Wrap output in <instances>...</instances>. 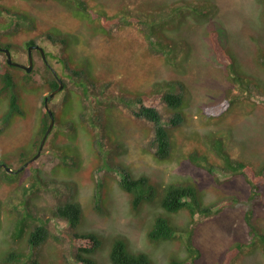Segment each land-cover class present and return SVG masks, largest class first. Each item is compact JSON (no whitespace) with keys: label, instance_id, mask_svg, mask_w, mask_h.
Segmentation results:
<instances>
[{"label":"rangeland","instance_id":"374dc122","mask_svg":"<svg viewBox=\"0 0 264 264\" xmlns=\"http://www.w3.org/2000/svg\"><path fill=\"white\" fill-rule=\"evenodd\" d=\"M212 33L228 64L218 60ZM31 38L50 52L47 61L64 85L49 98L54 122L39 156L11 178L0 176V264H12L4 260L10 252L26 254L17 264H79L69 253L74 243L67 233L92 230L101 243L91 255L100 264H113L109 249L117 238L129 251L145 249L158 264H169L171 253H188L190 236L196 246L184 264H222L240 241L229 264H264L246 222L253 207L264 228V207L257 205L258 196L249 200L250 186L229 164L241 161L264 175V66L259 62L264 0H0V46L8 44L13 60L27 64ZM32 59L34 84L24 81L28 72L17 66L13 85L2 89L0 82V163L12 169L37 152L43 99L51 91L35 50ZM1 63L6 56L0 51ZM239 79L258 89L247 90ZM156 81L168 84L149 89ZM140 90L149 95L144 104L155 106L164 120L170 114L159 94H182L184 121L168 127L171 150L164 160L149 144L152 123L134 114L138 104L130 99ZM12 94L17 109L8 115ZM223 102L228 106L222 115L204 112L211 105L222 108ZM193 148L204 153L189 155ZM126 172L147 176L154 186L152 198L136 208L133 195L118 185ZM66 177L75 179L72 199L82 211L73 229L51 214L49 195ZM185 182L203 204L212 205L211 212L196 214L190 234L179 230L170 239L150 242L157 216L187 227L185 212L160 207L166 186ZM25 212L40 216L36 222L46 220L58 239L48 237L37 246L11 239L12 225Z\"/></svg>","mask_w":264,"mask_h":264},{"label":"trees","instance_id":"16d2710c","mask_svg":"<svg viewBox=\"0 0 264 264\" xmlns=\"http://www.w3.org/2000/svg\"><path fill=\"white\" fill-rule=\"evenodd\" d=\"M21 17L24 20L27 19L26 15H21ZM211 38L212 43L214 44L213 46L215 48L218 60L228 64L229 57L225 53L224 47L220 44L216 34L212 33ZM33 43H35V41L31 38L26 41V46ZM158 45L162 46L160 42H158ZM6 46L8 47L9 45L7 44ZM35 52L44 61L42 69L43 72L41 73L42 77L44 78V85L47 89L56 88L58 84L57 79L54 77L52 71L45 63V60L42 58L40 51L35 50ZM44 53L47 59V55L50 52L44 49ZM259 62L264 66V56L259 57ZM12 67L14 66L8 65L7 63L0 64V82L2 83V89L6 88V86L14 84L15 74ZM72 72L76 74L81 73L82 71H79V69H73ZM32 73L33 70L28 73L25 72L24 74V81L29 85L35 83L32 77ZM231 76L233 78L236 77L233 74ZM233 81L236 82L237 79L235 78ZM163 84H168V82L156 81L154 82V84H151L149 89L152 88L154 85ZM239 84L241 86L246 87L247 90L249 89L250 85L257 88L256 84L244 83L240 79ZM143 92V90L137 91V93L139 94ZM147 97H149V95L147 93H144L130 100L132 101V103L134 102L138 104V109L134 111L135 116L143 117L152 123V138L149 144L154 148L153 154L155 155V157L157 159L164 160L170 155L171 150V141L168 127L177 126L184 121V112L181 108L182 94L180 92L170 91H164L159 94L158 97L165 103L168 113L170 114L166 118V120L162 118V114L155 106L150 104H144V100L148 99ZM126 103L129 102L126 101ZM216 106L217 105L207 106L204 108V112H210V114L212 115H222V113L227 108L228 103L223 102L221 104L222 108L220 109H218V107ZM13 109H17L15 94H12L11 109L8 112V115ZM49 121L50 117L47 111L44 109V113L42 114L40 120L39 137L37 138L36 143L37 147L39 145L43 133L48 127ZM202 153H204V151L193 148L189 155L193 154L199 156ZM222 154L223 152L220 151L219 156L222 157L221 160L223 164L226 163L228 159L225 158V156H227L226 154L225 156H221ZM229 164H231L233 170H238L241 172V174L244 176V182L248 183V185L250 186L249 188L251 197L249 198V200L255 199V197L258 196V199L256 200L257 205L260 207H264V190L261 191L263 189L262 184L264 183V175H260L259 173L255 172L250 166L241 161H229ZM208 166H210V168H213L215 164L209 163ZM262 170H264V167L262 168ZM14 173L15 172L7 171L4 167H0V176L2 174H5V176L11 178L10 175ZM73 178L66 177V179L62 182H56V191H53V193L49 195L51 199L54 198V200H51L52 216H54L55 218L57 217L66 220L68 224L72 227V229L79 223L82 212L79 201H77L76 199H72V181L75 180ZM31 185V187H33L34 190L38 192V188L37 185H35V182H32ZM118 185L122 190L133 195L131 204L134 208H136L143 199H151L154 195V186L150 183L149 178L144 175H141L139 177H131L126 172L124 173L123 177L119 179ZM211 206L212 205H205L202 201L199 200L196 193V189L191 183L185 182L180 184L173 183L167 185L165 188V192L160 200V207L164 210L171 212H185L189 218V221L186 225L187 227H181L180 225L176 227L172 222L171 218L157 216L155 218V222L152 228L148 232V239L150 240V242L170 239L176 236V232H178L179 230L189 233V231L192 229V227L189 225H191V223L194 221V217L196 216V214L210 213L212 210ZM255 213L256 212L253 207L248 209L246 212V222L248 223L249 230L255 239L254 243L260 245L259 247L262 248V253H264V228L260 224V220H257L254 216ZM40 218V216H32V214L28 212H25V214L18 217V219H16V221L12 225L13 227L10 231L11 239L25 238V241L28 245L32 244L34 246L40 245L48 237L58 239L56 235H51L49 230L44 225V222L46 221L45 219L43 223L34 221ZM95 232L96 231L92 230L85 232L73 231V233H67L68 236H70L71 241L74 243V246L69 253H73L77 263L100 264L99 260L95 256L91 255L94 251L97 250L101 243L100 238ZM191 237L193 236L187 238L188 240L185 244V248L187 249L186 251L188 253H185L184 255H180L178 253H171L170 259H168L169 264H184V262L188 258L194 255L193 251L195 250L196 245ZM242 244L243 243L240 241L235 244V246L237 245V247L234 246L229 250V252L227 251L225 253L226 257L224 258L222 264H229L231 256L233 255V253L239 251L238 247H241ZM37 254L39 253L37 252ZM23 255L26 254L10 252L6 254L4 260L12 264H17L21 256ZM200 255L201 253L198 254V258L200 257ZM109 258L113 264H158L157 260L153 257V255L150 254L149 251L147 252L145 249L139 250L137 252L129 251L125 245V242L121 238H117L113 242L112 246L109 249ZM153 260H155V262H153Z\"/></svg>","mask_w":264,"mask_h":264},{"label":"water","instance_id":"95a60500","mask_svg":"<svg viewBox=\"0 0 264 264\" xmlns=\"http://www.w3.org/2000/svg\"><path fill=\"white\" fill-rule=\"evenodd\" d=\"M32 49H36V50L40 51L42 58L45 60V63L51 69L53 75L57 78L58 86L55 89H53L48 95H46L44 97V107H45V109H46V111L50 117V121H49L48 127L46 128L45 132L43 133V135L41 137L37 152L30 159H28L23 165H21L20 167H18V169H15V170L11 169L9 166H7L4 163L0 164V167H4L7 171H11V172H17L18 170H21L24 166H26L27 164H29L31 161H33L34 159H36L39 156V154L42 150V147L44 145V142L46 140V137L48 136V134H49V132L53 126V122H54L52 110L48 106V99H49V97H52L57 90H59L60 88L63 87V83H62L60 77L57 75V72L55 71V69L48 63V61L45 57L44 49L40 45L34 44V43L28 45V48H27L28 63L27 64L13 60L10 49L7 46H0V51H2L5 54L6 63L8 65L21 67V68L25 69L27 72H30L32 69V66H33Z\"/></svg>","mask_w":264,"mask_h":264},{"label":"clouds","instance_id":"9594fccd","mask_svg":"<svg viewBox=\"0 0 264 264\" xmlns=\"http://www.w3.org/2000/svg\"><path fill=\"white\" fill-rule=\"evenodd\" d=\"M34 44H36V43H34ZM32 51H33V50H32ZM27 60H28V59H27ZM27 63H28V62H27ZM24 64H25V63H24ZM47 66H48V65H47ZM50 70H51V69H50ZM55 71H56V70H55ZM57 75H58V73H57ZM58 76H59V75H58ZM54 77H55V76H54ZM55 78H56V77H55ZM56 79H57V78H56ZM60 79H61V78H60ZM61 81H62V83H63V85H64V81H63L62 79H61ZM57 82H58V81H57ZM57 86H58V84H57ZM54 89H55V88H54ZM52 90H53V89H51V91H52ZM51 91H50V92H51ZM57 91H59V90H57ZM57 91H56V92H57ZM50 92H49V93H50ZM56 92H55V93H56ZM49 93H48V94H49ZM48 94H46V95H48ZM46 95H45V96H46ZM52 97H53V96H52ZM52 97H49V98H52ZM48 101H49V99H48ZM43 105H44V99H43ZM48 106H49V105H48ZM49 108H50V107H49ZM44 109H45V108H44ZM45 110H46V109H45ZM50 131H51V130H50ZM39 143H40V142H39ZM38 146H39V145H38ZM37 149H38V148H37ZM11 169H12V168H11Z\"/></svg>","mask_w":264,"mask_h":264},{"label":"flooded vegetation","instance_id":"af4514ba","mask_svg":"<svg viewBox=\"0 0 264 264\" xmlns=\"http://www.w3.org/2000/svg\"><path fill=\"white\" fill-rule=\"evenodd\" d=\"M28 46V45H27ZM32 50H36V49H32ZM2 52V51H1ZM27 62H28V60H27Z\"/></svg>","mask_w":264,"mask_h":264}]
</instances>
